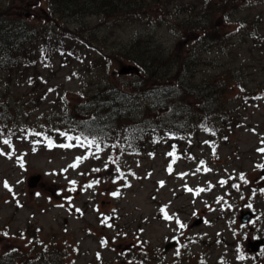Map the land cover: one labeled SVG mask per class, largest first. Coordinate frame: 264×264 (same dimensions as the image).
<instances>
[{
	"label": "rangeland",
	"instance_id": "1",
	"mask_svg": "<svg viewBox=\"0 0 264 264\" xmlns=\"http://www.w3.org/2000/svg\"><path fill=\"white\" fill-rule=\"evenodd\" d=\"M206 1L185 3L198 14ZM215 1H229L222 21L231 33L223 47L210 52L196 49L189 82L193 86L213 83L226 72L242 69L247 76L232 85L218 129L211 127L215 135L205 131L203 122L195 117L185 123L188 139L175 150L180 158L171 164V174L167 169L173 157L166 155L171 151L164 146L155 156L151 151L135 154L126 144L115 150L110 146L100 148L97 159L90 154L96 152L94 146L91 150L48 147L42 137L28 133L50 130L48 136L56 145L69 143L60 133L79 135L68 126V113L89 115L93 107L88 97L108 81L118 87L136 81L135 71L122 74L127 64L103 62L110 53H130L132 49L160 60L162 68L157 70L160 76L166 74L171 63L168 57L182 40L173 17L178 2L172 4L175 13L163 24L155 23L151 16L121 23L97 16L66 19L64 26L69 29L64 28L65 32L81 38L75 44L61 42L55 47L38 38L37 53L31 60L24 57L19 67L0 70V150L7 153L0 155V258H11L15 264H264V248L255 255L247 251L248 241L264 238V192L260 191L264 176L257 167L264 165V153L257 151L264 148V98L238 97L241 92L262 94L264 89V0ZM7 3L0 0V11L34 26L51 29L63 22L51 12L47 0H24L13 7ZM83 28L97 37L93 49L83 47ZM183 43V49L196 46ZM68 49L73 53L65 59L62 56ZM143 111L131 118L139 120ZM9 132L12 147L2 142ZM37 139L41 143H35ZM205 141L215 145V155ZM80 156L88 158L75 169L69 167ZM117 157L126 181L113 183L120 175L111 162ZM200 161L211 171H205ZM198 167L201 171L196 172ZM96 168L101 171L94 172ZM35 176L41 180L32 189L29 180ZM97 179L98 185L84 190ZM73 180L75 186L70 184ZM221 180L227 183L221 185ZM5 181L15 198L5 188ZM125 182L131 186L124 187ZM72 187L76 190L69 191ZM186 187L205 191L196 195ZM117 190L119 196L110 194ZM246 211L256 214L248 225L240 221ZM165 212L174 218L165 219ZM101 214L111 217L107 223L112 227L101 222ZM177 216L186 228H179ZM199 219L203 223L193 226ZM5 231L8 236L3 235ZM102 241L107 243L102 245ZM171 242L176 245L166 252ZM241 254L244 260L238 259Z\"/></svg>",
	"mask_w": 264,
	"mask_h": 264
},
{
	"label": "trees",
	"instance_id": "2",
	"mask_svg": "<svg viewBox=\"0 0 264 264\" xmlns=\"http://www.w3.org/2000/svg\"><path fill=\"white\" fill-rule=\"evenodd\" d=\"M22 1L8 0L7 6L13 7ZM175 2L179 4L175 7L177 14L173 15L175 12L171 6ZM47 3L51 12L63 20L56 24V28H40L4 10L0 11V70L11 71L19 67L24 57L31 60L32 55L37 53L38 38L55 47L61 42L75 44L81 38L65 32L64 28L69 29L64 26L66 19L97 16L103 21L121 23L151 16L159 24L169 21L171 15L176 19L174 23L179 28L182 40L168 57L171 63L168 61L166 74L160 76L157 70L162 68L160 60L134 53L132 49L130 53H110L102 58L103 62L137 67V80L121 87L108 81L88 97L87 102L93 107L89 115L77 116V112L72 111L66 116L70 128L83 140L99 142L100 148L111 146L115 150L126 144L127 149L135 154L151 151L153 156L163 146L167 151H173V146L175 150L181 149L184 139H188L185 123L195 117L206 128L218 129L221 116L226 112L232 85L247 76L242 69L226 72L213 83L208 81L193 86L189 82L193 78L190 61L196 49L210 52L223 47L231 33L222 21L227 14L229 1L222 4L207 0L198 14H195L194 6H186L185 0H47ZM84 32L90 34L85 35ZM96 40L94 32L83 28V47L93 49ZM185 41L196 46L183 49ZM72 50L68 49L62 57L68 59ZM34 60L37 63L36 56ZM156 61L159 63L156 64ZM239 95L244 100L254 96L264 98V89L258 95L252 91ZM142 108L141 118L133 120L131 117ZM73 116H77V119ZM168 120H171V124H167ZM49 131L42 132L48 134ZM0 264H15V261L0 258Z\"/></svg>",
	"mask_w": 264,
	"mask_h": 264
},
{
	"label": "snow or ice",
	"instance_id": "3",
	"mask_svg": "<svg viewBox=\"0 0 264 264\" xmlns=\"http://www.w3.org/2000/svg\"><path fill=\"white\" fill-rule=\"evenodd\" d=\"M69 55H71V53H69ZM69 79H70V78H69ZM201 127L204 128L205 131H209V132H211L212 135H215V132H214L212 129H210V128H206L204 125H201ZM28 134L31 135V136L42 137V138H43V141L47 143V146H48V147H54V146L63 147V148H70V147H87V148H89V150H91V148H92L93 146H95V148H96V152H95V153L90 152V154L93 155V156H95V158L99 159V156L97 155V153L101 150V149H100V144H99V142H97V141H95V140H87V139L82 140L81 137H79V136H69V135H67V133H60L61 135L65 136V138L69 141V143L56 145L55 142H54V141L48 136L47 133H44V132H35V131H31V130H30ZM0 135H2V132H0ZM11 135H12V134L9 132V134H8V138L3 139V141H2L3 144L8 145L9 147H12V141H11V139H10ZM225 139H227V138L225 137ZM73 140L76 141V144H75V145L72 144V143H70V142L73 141ZM35 143H41V140H40V139H37V140L35 141ZM189 143H190V141H189ZM205 143H210V144H211L210 141H205ZM262 143H264V141H262ZM113 147H116V145H113ZM211 147H212V149H213V155H215V145H214V144H211ZM13 151H15L14 148H13ZM121 151H122V150H121ZM257 151H258V152H261V153H264V148H259V149H257ZM0 155H7V153H4L2 150H0ZM150 155H151V154H150ZM166 155H168V156H170V157H173V159H172V161H171V163H170V165H169V167H168V169H167V170L169 171V173L171 174V172H172V170H173L172 167H171V164L176 163V160L179 159L180 157H178V156L176 155L175 146H173V151L168 152ZM87 158H88L87 156L76 157V159H75V163L69 165V167L75 169V168H77V167L79 166V164H80L83 160H85V159H87ZM118 161H119V158H118V157L115 158V159H112V160H111V162H112L113 164H116V165H117V171L120 172V175H119L118 177H116V178L113 179V183H116L117 180H125V181H126V175H125L122 171H120V169H119V162H118ZM200 165L204 167V170H205V171H211L210 168H207V167H206L204 161H200ZM257 167H260V168L264 169V165H257ZM105 168H107V164H105ZM65 171H67V169H65ZM93 171H94V172H99V171H101V169L96 168V169H93ZM199 171H201V168H200V167H198V168L196 169V172H199ZM81 175H83V173H81ZM131 175L135 176V173H131ZM180 175H181V176H184V175H187V173H181ZM239 178H240L241 180H244V179H245V177H244L243 174H240V177H239ZM99 183H100V180H99V179L94 180V181L90 182L89 184L85 185V186H84V190L86 191L87 189L92 188V187H94V185H98ZM159 183H160L161 187H162L163 184H164L163 181H161V182H159ZM220 183H221V185H224V184L227 183V181H226V180H221ZM70 184H72L73 186H75V185H76V181H75V180L70 181ZM4 186H5L6 189H8L10 192H12L13 197L15 198V193L12 191V188L9 186V184H8L7 181L4 182ZM123 186H124V187H130L131 185L128 184L127 182H125V184H124ZM232 187H234V188H236L237 190H239V187H240V186H239L238 184H233ZM75 190H76L75 187H72L71 189H69V191H75ZM186 190L189 191V192H193V191H194L196 195H199L200 192L205 191L204 188H197V189L194 190V189H192V188H187V187H186ZM208 190H210V189H208ZM260 191H261V192H264V189H261ZM110 194H111L112 196H119V195H120V192H119V190H117V191L112 192V193H110ZM253 195H255V190H253ZM68 199H69V203H71V198H68ZM220 199H223V198L221 197ZM17 203H19V201H17ZM61 206H62V205H61ZM229 207H231V206L229 205ZM247 207H248V208H251L252 205H251V204H248ZM76 211L80 212L81 210H80V209H76ZM97 211H99V210L97 209ZM113 211L115 212V210H113ZM81 214H82V213H81ZM101 215H102V217H103V214H101ZM173 218H174L173 216H170V215H168V214L165 212V219L172 220ZM110 219H111V217H103V219H102L101 222L104 223V224H106V226H108V227H112L111 224H108V223H107V221L110 220ZM175 219H176V221H177V223H178L180 229H184V228L187 227L184 223H182V222L179 221V217H178V216L175 217ZM205 223H208V222L205 221ZM141 231H143V230L141 229ZM3 235H4V236H8V232H6V231L3 232ZM106 243H107V241H102V245H103V244H106ZM176 254L179 255V250H177V253H176ZM98 258H99V254H98ZM245 258H246V257H245L243 254H241V255L238 257V259H240V260H244ZM129 264H131V262H129ZM222 264H223V262H222Z\"/></svg>",
	"mask_w": 264,
	"mask_h": 264
},
{
	"label": "water",
	"instance_id": "4",
	"mask_svg": "<svg viewBox=\"0 0 264 264\" xmlns=\"http://www.w3.org/2000/svg\"><path fill=\"white\" fill-rule=\"evenodd\" d=\"M131 68H125L122 70V73L123 74H128L131 72ZM262 175L264 176V169L262 171ZM41 180V176H35V177H32L30 178L29 180V185L31 188H36L38 186V183L40 182ZM255 217V214L248 211V212H242L241 214V217H240V220L243 224H249L250 221ZM203 223V220H197L194 225L195 226H198V225H201ZM176 244L175 243H171L169 244L167 247H166V251H168L169 249L173 248ZM264 247V238H261V239H258V240H255V241H249L248 244H247V248H248V251L250 253H259L261 248Z\"/></svg>",
	"mask_w": 264,
	"mask_h": 264
}]
</instances>
